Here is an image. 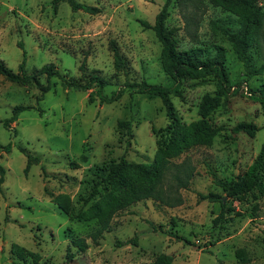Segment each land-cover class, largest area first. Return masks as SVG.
<instances>
[{
    "label": "rangeland",
    "instance_id": "1",
    "mask_svg": "<svg viewBox=\"0 0 264 264\" xmlns=\"http://www.w3.org/2000/svg\"><path fill=\"white\" fill-rule=\"evenodd\" d=\"M76 1L95 6L98 12L71 11L65 1L53 6L51 0H0V60L16 71L23 49L26 73L36 75L41 84H45V75L39 68L48 62L62 76L78 80L95 69L106 80L105 95L140 80L171 83L162 70L160 44L153 31L137 21L152 23L164 0ZM201 2L195 9L186 2L170 0L164 23L174 29L178 50L201 46L211 55L212 45L217 44L225 51L230 92L205 118V124L216 132L210 143L190 144L177 156L167 158L170 168L163 185L175 188L171 195L179 198L178 204L146 198L114 210L95 241L90 233L99 227L98 219L89 216L78 221L62 211L52 197L64 196L70 211L77 213L98 199L96 194L87 197L88 169L93 164L120 156L135 163L152 162L155 132L167 123L159 99H148L124 87L117 100L100 104L94 86L78 90L51 77L54 83L36 100L39 90L32 82L20 85L0 75V120L9 116L16 104L31 106L20 112L8 129L0 123V144L10 143L8 152L0 151L4 168L0 264H150L159 253L170 254L171 264H264V196L248 192L229 199L230 210L216 224L211 220L219 204L197 196L211 191L224 197L213 184L212 174L229 179L241 173L257 153L264 134L261 106L250 98L264 94V69L245 79L228 39L210 27V21L219 20L235 30L236 15L207 0ZM261 2L264 6V0ZM189 13L194 20L186 26L183 15ZM109 40L122 56L123 69L113 68ZM249 53L253 65L258 66L264 53V20ZM80 63L83 72L78 69ZM213 89L211 81L184 80L182 98L170 96L180 122L189 128L197 126L198 101ZM118 119L130 120L131 137L116 130ZM239 121L255 125L253 135L234 132L232 127ZM18 146L39 158L26 172V157ZM80 155L86 159L81 161ZM184 168L190 176L186 185L178 188L172 174L183 176ZM168 230L183 239L169 236ZM77 236L87 244L83 251L70 245L71 237ZM12 243L24 249L22 258L10 252ZM68 245L70 258L65 255ZM236 248L243 249L246 262L235 257Z\"/></svg>",
    "mask_w": 264,
    "mask_h": 264
},
{
    "label": "trees",
    "instance_id": "2",
    "mask_svg": "<svg viewBox=\"0 0 264 264\" xmlns=\"http://www.w3.org/2000/svg\"><path fill=\"white\" fill-rule=\"evenodd\" d=\"M59 1H65L71 11L82 10L92 14L98 12L95 6L76 0H51V3L55 6ZM169 1L164 0L155 13L152 23L143 19H137V21L143 28H149L153 31L154 36L160 44L159 60L162 70L169 77L171 83L163 85L140 80L139 82L125 83L124 85V87H130L133 92L142 94L148 99L158 98L163 107L167 123L156 132L154 131L156 133V151L153 161L149 164L135 163L120 156L116 160H104L98 164H93L88 169L90 176L87 179V184L90 187V192L87 197L90 198L96 194L98 195V199L85 210L77 213L70 211L67 206V199L64 196L56 195L52 197L53 202L62 211L67 212L78 221L85 220L89 216L98 219L99 227L90 233L94 241L101 234V231L106 229L108 216L114 210L124 208L146 198H152L169 205L179 203V198L171 195L172 192H176L175 188L171 189L170 185H163L165 172L170 168L167 158L177 156L184 147L190 144L210 143L216 129L206 125L205 118L226 99L230 92V82L225 65V51L222 46L213 44V53L211 55L205 51V47L201 46H191L182 50L177 49V40L173 36L174 29L167 28L164 23L168 14L167 7ZM261 1L207 0L212 6L221 7L236 15L237 27L235 30L219 24V20L210 21V27L213 31L220 32L228 39L236 58L241 62L245 79L262 72L264 69V53L262 62L256 67L253 65L249 53L264 20V6ZM185 2L192 5L195 9L202 4L201 0H179V3ZM183 19L184 25L189 26L193 23L194 17L192 13H189L187 16L183 15ZM17 44L22 48L20 42ZM108 48L111 51L113 68L116 70L123 69L122 56L113 40L108 41ZM21 57L16 71H12L0 60V75L6 80L20 85L32 82L39 90V96L36 100L41 99L42 94L49 90L54 83L51 82V77L59 78L61 84L65 87L78 90H88L94 86L93 92L100 104L117 100L124 91V87H118L110 91L108 95H105L102 93V88L106 80L95 69H90L87 74L83 75V79L78 80L62 76L51 62L45 63L39 68V72L45 75V84H41L36 75L26 73L24 68L25 51L23 49ZM78 69L83 72V63L79 64ZM187 79L195 80L198 83L211 81L214 85L213 91L211 93H204L198 101L197 114L200 116V119L198 121L199 124L193 128H189L180 122L176 109L170 99L171 95L182 98L181 84ZM87 98L91 99L90 93ZM250 98L260 104L264 115V94L258 96L250 95ZM29 108L31 106L22 104H16L11 107L10 115L0 120L2 127L8 129L9 124L16 119L17 115ZM115 127L119 133L125 132L127 137H131V122L129 119H118ZM261 128L264 130V119ZM256 129L255 125L241 121L232 127L234 132L242 131L248 135H253ZM126 143H128V140H126ZM18 148L26 157L24 166V172H26L31 162H39V158L36 155L30 154L21 146H18ZM9 149L10 143L0 144L1 152H8ZM79 158L81 161L86 159L84 155H80ZM180 165L178 164L176 168ZM182 174L183 176H179L177 173L172 174V178L178 188L184 187L190 176V172L186 168L182 170ZM3 180L4 168L0 164V185ZM212 182L223 192V196L226 197L225 200L222 199L221 195L211 191L197 194L199 199L219 204V210L211 220L212 224L221 221L224 218L225 212L230 210L227 205L229 199L239 197L248 192L254 197L256 195L264 196V134L257 153L241 173L229 179L219 178L212 174ZM166 233L169 236L179 238V240L183 239V237L172 233L170 230L166 231ZM70 245L75 246L76 251H83L87 247L84 238L78 236L71 237ZM68 248L69 245L66 247L65 255L67 258H70L71 252H69ZM10 252L18 258H22L24 249L12 243ZM234 254L239 262H246L242 248H236ZM171 263L172 256L170 254L159 253L154 256L150 264Z\"/></svg>",
    "mask_w": 264,
    "mask_h": 264
},
{
    "label": "water",
    "instance_id": "3",
    "mask_svg": "<svg viewBox=\"0 0 264 264\" xmlns=\"http://www.w3.org/2000/svg\"><path fill=\"white\" fill-rule=\"evenodd\" d=\"M222 199H224V197Z\"/></svg>",
    "mask_w": 264,
    "mask_h": 264
}]
</instances>
